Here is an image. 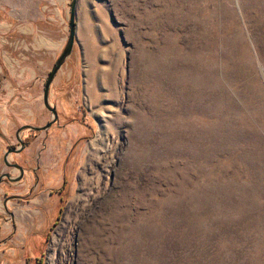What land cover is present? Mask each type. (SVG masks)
Returning a JSON list of instances; mask_svg holds the SVG:
<instances>
[{
  "label": "rangeland",
  "instance_id": "obj_1",
  "mask_svg": "<svg viewBox=\"0 0 264 264\" xmlns=\"http://www.w3.org/2000/svg\"><path fill=\"white\" fill-rule=\"evenodd\" d=\"M69 3L23 34L0 0V168L52 115ZM75 18L49 136H91L41 264H264V0H77Z\"/></svg>",
  "mask_w": 264,
  "mask_h": 264
},
{
  "label": "flooded vegetation",
  "instance_id": "obj_2",
  "mask_svg": "<svg viewBox=\"0 0 264 264\" xmlns=\"http://www.w3.org/2000/svg\"><path fill=\"white\" fill-rule=\"evenodd\" d=\"M42 102L44 104L43 97ZM50 105L56 109L55 116L52 110L45 105L52 115L43 123L33 124L31 122H23L14 129L15 141H7L5 143L6 148L2 152L1 157L3 167L0 168V185L4 184L8 186L3 191V206L9 216L12 212L6 205L8 199L18 202H28L35 196H39L45 192H48L50 195H56L57 213L51 223L48 224L44 233L45 241L49 237L51 230L59 222L64 203L68 198L71 179L69 165L74 156V148L79 142L87 140L91 136L87 132L82 133L73 139L67 148L65 146L66 135L61 130L57 132L58 136L56 138V135L54 137L49 136V129H61L66 125V121H63V116L58 111L57 106L55 104ZM73 118L78 119L76 116ZM47 124L48 126L44 127ZM85 126L87 129H92L89 123H85ZM23 129H27L25 134L22 132ZM51 135L53 136V133ZM18 136L21 138L23 145H21L22 142H20ZM49 139L50 141L54 140L52 148H48ZM54 175L58 176L57 183L51 181V177ZM40 255L42 256L40 253L36 259H39Z\"/></svg>",
  "mask_w": 264,
  "mask_h": 264
},
{
  "label": "crops",
  "instance_id": "obj_3",
  "mask_svg": "<svg viewBox=\"0 0 264 264\" xmlns=\"http://www.w3.org/2000/svg\"><path fill=\"white\" fill-rule=\"evenodd\" d=\"M1 1L6 2L7 6V19L1 25L2 30L11 29L23 34H31L36 28L44 27V23H40L41 17L45 15L47 2L55 3V14L61 12L56 4L62 5V0ZM57 180L58 176L51 177L52 182L57 183ZM6 188L7 185H0V264H33L32 261L44 247V233L48 224L57 213V197L45 192L28 202L8 199L6 205L12 212L9 216L3 206V191Z\"/></svg>",
  "mask_w": 264,
  "mask_h": 264
},
{
  "label": "water",
  "instance_id": "obj_4",
  "mask_svg": "<svg viewBox=\"0 0 264 264\" xmlns=\"http://www.w3.org/2000/svg\"><path fill=\"white\" fill-rule=\"evenodd\" d=\"M76 2H77V0H70V3H69L70 13H69V19H68L69 31H68L67 39H66V42H65L61 52L56 57L54 63L52 64V66H51V68L47 74V77L45 80V87L43 90L44 104L52 110L54 116L56 115V109L50 105L49 100H48L49 99V87H50V84H51L53 77L56 74L57 70L61 67V65L65 61L66 57L70 54V52L73 48V44H74V41L76 38V18H75ZM48 124L45 125L44 127H47ZM29 126H32V125H29ZM18 139L20 140V142H22V140L19 136H18ZM21 145H23V142ZM16 150H18V149H16Z\"/></svg>",
  "mask_w": 264,
  "mask_h": 264
},
{
  "label": "trees",
  "instance_id": "obj_5",
  "mask_svg": "<svg viewBox=\"0 0 264 264\" xmlns=\"http://www.w3.org/2000/svg\"><path fill=\"white\" fill-rule=\"evenodd\" d=\"M41 262H42V259L39 258V259H37V263L36 264H41Z\"/></svg>",
  "mask_w": 264,
  "mask_h": 264
}]
</instances>
